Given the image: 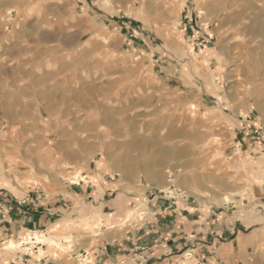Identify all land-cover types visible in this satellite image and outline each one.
<instances>
[{
    "label": "rangeland",
    "instance_id": "obj_1",
    "mask_svg": "<svg viewBox=\"0 0 264 264\" xmlns=\"http://www.w3.org/2000/svg\"><path fill=\"white\" fill-rule=\"evenodd\" d=\"M262 18L264 0H0V189L52 195L96 172L173 186V205L257 219L238 264H264ZM143 209L50 227L41 256L18 253L29 231L1 239L0 264L77 254Z\"/></svg>",
    "mask_w": 264,
    "mask_h": 264
},
{
    "label": "crops",
    "instance_id": "obj_2",
    "mask_svg": "<svg viewBox=\"0 0 264 264\" xmlns=\"http://www.w3.org/2000/svg\"><path fill=\"white\" fill-rule=\"evenodd\" d=\"M82 175L75 186L68 184L52 195L34 190L13 200L0 189V240L92 217L102 221L145 207L138 223L126 231H105L102 237L88 240L77 254L70 252L60 259L46 256L35 264H77L82 259L86 264H238L250 247L262 241L258 229L251 230L257 219L248 225L195 201L173 205L154 191L124 187L114 175ZM17 260L19 264L31 261L22 256Z\"/></svg>",
    "mask_w": 264,
    "mask_h": 264
},
{
    "label": "built area",
    "instance_id": "obj_3",
    "mask_svg": "<svg viewBox=\"0 0 264 264\" xmlns=\"http://www.w3.org/2000/svg\"><path fill=\"white\" fill-rule=\"evenodd\" d=\"M172 187L173 186H170L166 191H160L158 193L159 198L174 202L175 197L179 196V193H175L176 195H174L175 189ZM46 234V231H29L24 237L19 238L17 241L16 248L18 249V253L22 252L23 256H29L31 253L36 252L39 248L46 249V246L37 240V237L46 236Z\"/></svg>",
    "mask_w": 264,
    "mask_h": 264
},
{
    "label": "bare ground",
    "instance_id": "obj_4",
    "mask_svg": "<svg viewBox=\"0 0 264 264\" xmlns=\"http://www.w3.org/2000/svg\"><path fill=\"white\" fill-rule=\"evenodd\" d=\"M254 21V20H253ZM253 25V27H251L252 29H255L256 31H261V30H263L264 29V18H262V19H260V20H257V22L256 23H254V24H252ZM251 26V25H250ZM249 27V26H248ZM250 31L252 30V29H250V28H248ZM79 174L80 173H75L74 174V176L75 177H73V179H72V183H74V181L73 180H77V177H79ZM223 201L225 202V203H228L229 201H230V198H229V196H224V198H223ZM132 213H128L127 214V217L128 218H130L129 216L131 215ZM102 224V222H101V220L99 219L98 220V222H97V224L96 225H101ZM97 235V234H96ZM44 241V240H43ZM44 242H49V243H55V241L53 240V239H46ZM1 251H8V250H15V244H14V242H12V241H9L8 242V244L5 246V247H3V248H1L0 249ZM38 253L40 254L39 256H41V254H42V250L41 249H39L38 250Z\"/></svg>",
    "mask_w": 264,
    "mask_h": 264
}]
</instances>
